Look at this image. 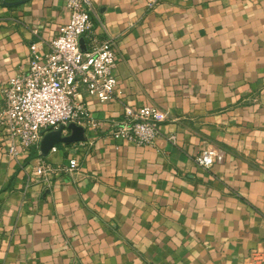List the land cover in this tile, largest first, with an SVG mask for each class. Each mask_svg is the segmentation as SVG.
<instances>
[{"label": "crops", "instance_id": "crops-1", "mask_svg": "<svg viewBox=\"0 0 264 264\" xmlns=\"http://www.w3.org/2000/svg\"><path fill=\"white\" fill-rule=\"evenodd\" d=\"M91 1L92 39L116 41V95L81 91L100 123L83 140L44 134L54 168L78 162L50 183L41 143L12 155L0 137V264H264V0ZM68 21L64 0H0V112L30 47L43 60ZM126 105L168 115L153 145L114 138Z\"/></svg>", "mask_w": 264, "mask_h": 264}, {"label": "built area", "instance_id": "built-area-1", "mask_svg": "<svg viewBox=\"0 0 264 264\" xmlns=\"http://www.w3.org/2000/svg\"><path fill=\"white\" fill-rule=\"evenodd\" d=\"M64 2L69 21L48 42L44 59L37 55V45H32L28 70L11 77L1 89L5 106L0 112V137L9 143L12 155L29 154L50 129L57 131L64 127L66 132L69 125L75 124L85 131H96L100 123L78 99L82 90L101 103L112 101L116 95L119 84L116 41L92 39L91 0ZM167 119L168 115L158 107L126 105L123 119L111 124L112 135L116 140L134 142L139 147L153 145L161 135L160 124ZM168 140L174 143L175 136ZM56 151L55 147L51 149L52 153ZM216 157L215 150H208L197 163L209 168ZM77 168L78 162L72 159L68 166L56 169L45 156L36 172L46 184L58 173L72 174Z\"/></svg>", "mask_w": 264, "mask_h": 264}, {"label": "water", "instance_id": "water-1", "mask_svg": "<svg viewBox=\"0 0 264 264\" xmlns=\"http://www.w3.org/2000/svg\"><path fill=\"white\" fill-rule=\"evenodd\" d=\"M29 0H20V1H16V2H13V3H5L6 5L8 6H19V5H22V4H25L27 3ZM73 128H76V130L74 131L73 135L72 136H69L67 138L64 139V142L65 143H74L76 141H79V140H83L84 139V132L85 130L82 128V127H79L75 124H71L67 127V130H71ZM64 130V127H61L59 130L56 131V133H59V134H62ZM45 142V139L43 138L42 139V142H41V155L42 156H46V152L45 150L43 149V144ZM53 147H51L52 149Z\"/></svg>", "mask_w": 264, "mask_h": 264}, {"label": "trees", "instance_id": "trees-1", "mask_svg": "<svg viewBox=\"0 0 264 264\" xmlns=\"http://www.w3.org/2000/svg\"><path fill=\"white\" fill-rule=\"evenodd\" d=\"M2 2L4 3H13V2H16V1H20V0H11V1H8V0H1Z\"/></svg>", "mask_w": 264, "mask_h": 264}]
</instances>
